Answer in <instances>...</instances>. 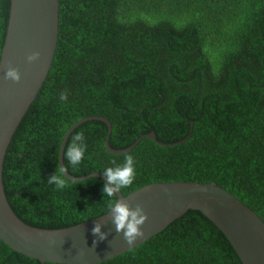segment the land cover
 <instances>
[{"label":"trees","instance_id":"16d2710c","mask_svg":"<svg viewBox=\"0 0 264 264\" xmlns=\"http://www.w3.org/2000/svg\"><path fill=\"white\" fill-rule=\"evenodd\" d=\"M11 0H0V57ZM54 59L7 148L3 181L27 224L62 228L106 213L104 179L61 173L78 124L76 177L137 161L127 195L152 182L217 184L264 220V0H59ZM67 100L61 101L62 93ZM190 135V136H189ZM188 139L185 140V138ZM63 175L66 187L48 183ZM112 199H117L114 195ZM0 264H42L0 238ZM46 264H62L46 262ZM98 264H243L223 232L187 210L140 245Z\"/></svg>","mask_w":264,"mask_h":264},{"label":"water","instance_id":"95a60500","mask_svg":"<svg viewBox=\"0 0 264 264\" xmlns=\"http://www.w3.org/2000/svg\"><path fill=\"white\" fill-rule=\"evenodd\" d=\"M59 0H11L5 42L0 57V238L12 249L29 257L62 264H98L130 250L165 229L187 210H199L227 237L243 264H264V220L237 196L210 182L167 181L152 182L117 199L126 200L134 207L143 204L147 220L142 225L143 235L129 244L122 233L116 232L110 214L62 227L39 228L25 223L13 210L3 181V166L7 148L14 132L35 99L54 59L59 32ZM40 52L36 62L27 57ZM11 65L20 69L19 83L5 80L4 72ZM98 118L108 124L105 145L114 153L131 150L143 137L152 138L160 145L154 131L141 135L129 147L114 149L109 145L112 129L103 116L80 119L66 132L59 150L60 167L70 133L83 121ZM190 136V135H189ZM187 136L185 138L188 139ZM66 174V175H65ZM64 175L80 181L90 176L105 179L93 172L76 177L67 170ZM103 223L107 239L98 241L92 233L97 222Z\"/></svg>","mask_w":264,"mask_h":264},{"label":"clouds","instance_id":"9594fccd","mask_svg":"<svg viewBox=\"0 0 264 264\" xmlns=\"http://www.w3.org/2000/svg\"><path fill=\"white\" fill-rule=\"evenodd\" d=\"M40 55V52L36 51L30 54L27 59L29 62H36ZM4 78L13 83H19L22 79V73L19 68L9 65L4 72ZM67 98L66 92L60 96L61 101H66ZM87 149L88 145L84 134H76L66 148L64 158L75 167L82 162ZM112 164L114 166L102 169L105 177L102 191L104 196L109 198L106 213L111 215L116 232L122 233L124 239L129 244H133L138 237L143 235L142 225L147 220V212L141 203H137L133 207L126 200L112 199V197L133 184L137 175V161L134 155L127 154L124 156L122 164H117L115 161H112ZM60 171L62 174L66 173L64 168H61ZM48 183L54 184L57 190L66 187V180L63 175H56L55 173L48 177ZM102 228L103 223L99 221L92 228V233L98 241L107 239L109 235L108 232L102 231Z\"/></svg>","mask_w":264,"mask_h":264}]
</instances>
